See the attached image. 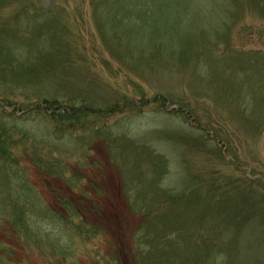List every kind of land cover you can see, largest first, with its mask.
<instances>
[{"label": "rangeland", "instance_id": "rangeland-1", "mask_svg": "<svg viewBox=\"0 0 264 264\" xmlns=\"http://www.w3.org/2000/svg\"><path fill=\"white\" fill-rule=\"evenodd\" d=\"M0 1V26L32 8L27 27L16 21L25 39L6 38L0 50L39 69L31 84L10 70L0 78L1 124L47 146L70 139L68 149L79 147L87 134L90 141L82 169L81 155L67 162L86 174L80 187L47 184L20 147L1 163L0 264H264V0ZM48 17L56 18L57 49L50 34L34 38ZM38 94L57 98L54 107L70 116L93 113L56 120L57 109L50 117L53 107L32 106ZM55 123L66 136H56ZM83 123L104 128L69 133ZM38 153L49 158L47 149ZM18 157L17 171L27 168L44 202L37 214L23 213L34 235L8 215L22 199L11 187L18 177L4 167ZM72 188L89 200L68 198ZM55 194L69 213L82 212L73 222H88V232L48 219L52 209L64 215ZM51 235L62 247L47 242Z\"/></svg>", "mask_w": 264, "mask_h": 264}, {"label": "trees", "instance_id": "trees-1", "mask_svg": "<svg viewBox=\"0 0 264 264\" xmlns=\"http://www.w3.org/2000/svg\"><path fill=\"white\" fill-rule=\"evenodd\" d=\"M5 4L3 1L1 2L0 1V6ZM127 5V8H132V11L131 12H134V9L136 11V13L133 14V16H137L138 18L140 17L142 20V15L137 12L136 10V7L137 5L136 4H126ZM31 7L29 5H26L24 8H23V11L21 12L22 14H24V16L21 17V14H19L16 18H15V22H13V25L12 26H8V24H5V25H1L0 26V46H1V41L3 43V46H4V41L6 38L10 39V40H15V41H20L21 39H25L22 34L20 33L19 31V26H17L16 24V21L18 20H22L23 21V25L21 26H24V27H27L28 26V20H30V17H27V13L28 12H31ZM26 13V15H25ZM32 13V12H31ZM132 15V14H131ZM33 17V14L32 16ZM35 18V17H34ZM37 19H40L39 17H37ZM54 22H56V18L55 17H48L46 19V21H43V22H39V24H37V26L34 28V38L36 39V42H38V38L40 37L41 38V35L42 34H45L47 37H48V34H50V36L48 37L50 39V43L51 44H48L52 46V48H56L57 49V45H58V40L56 38V32L55 29H54ZM143 26V25H142ZM141 26V27H142ZM141 27H137L136 31H138L139 29H141ZM127 36V34H126ZM4 40V41H3ZM53 44H56V47L53 45ZM146 52V51H145ZM145 52H142V53H145ZM16 65H18V67L21 68V71L22 73L21 74H17V70H16ZM13 71L15 73V76H21L23 77V79L28 82V84H31L32 81H34L35 79H37V73H39V69L38 68H35L34 64L33 66H31V64H22V63H19L15 58H8L5 57L3 55V52L0 50V78L4 76L5 80H7V75H8V72L6 73V71ZM6 82V81H5ZM12 84V83H10ZM62 100L64 99V97L61 98ZM37 101H34V103L32 102V106H38L40 104H43L45 106H49V107H53L52 110L50 111V115L47 114V116H52L53 115V109H57L58 111V107H54V106H58V103H59V100L57 98L55 99H49L45 96H43L42 94H38L37 98H36ZM39 110H41V108H39V106L37 107ZM44 110V109H43ZM60 114L59 117H56V116H53L52 118L55 117L56 120H61V119H64V118H67L68 120H72V121H76L80 118H82V116H85L87 113H93V110H90V109H77L74 113H73V116H70L69 113L67 111H65L64 109H60L58 111ZM47 113V112H45ZM55 113V112H54ZM79 121L76 122L75 125H79L80 123H78ZM55 126L56 128L54 129L55 133L57 134L56 136H60V137H63V136H66L67 134L64 132L65 129L62 127V126H57V124L55 123ZM81 127H84L83 129L80 128V127H76L74 128L73 130L71 129L69 133H73L75 131H79L81 132L82 134H84L85 132H97V134H99L98 132L100 130H102L104 127L103 126H98V127H93V126H89L87 129H85L87 126L83 123L81 124ZM47 129V128H45ZM16 129L14 127H11V126H4L3 124H1L0 122V166L3 165L1 163H4L6 164V160L9 159L12 161V158L15 156L13 155V148L17 149V148H21L25 154V156L28 158H34L35 160V163H37V168L41 171H43L46 175V181L47 184L49 182V180L51 178H53L55 180V182L58 184V185H61L64 187H68V186H78L80 187L81 185H77L78 183H80L81 181L84 180V178L86 179V175L85 173H82V171H79V167H82L84 166V163H85V159L89 156L90 154V150H89V145L88 143H90V141H87L86 140V137L87 135L81 137L78 141H79V147H74L73 145L68 149V145L72 143V140L70 139H66V141L64 142L63 140L62 141H58L55 143V140L54 141V145L52 146L51 144H48V147L47 145L43 144V143H46L43 141L42 142H38L36 140H34L33 138H36V136L34 135V137H32V140H29L27 139L26 137L28 136L29 133L27 132H24V133H18L16 135H14V131ZM105 130V129H104ZM106 131V130H105ZM106 133V132H105ZM110 133V132H109ZM110 135H112L110 133ZM16 137H19V139H15ZM106 137V140L107 138H109V134ZM124 137H128V136H124ZM95 139V138H93ZM30 141V148L29 149V145L27 146V141ZM67 141H69L70 143L68 144ZM49 143V142H47ZM81 143V144H80ZM83 148V150L80 149ZM87 148V149H86ZM49 152V158L48 157H44V156H40V154L38 153V151H43V150H46ZM116 149H110L111 152L115 151ZM29 151H31V154L28 155ZM43 154V153H41ZM77 155H81V159L80 158H77L78 162L76 163L77 164V167H78V171L81 172V174H79L77 171L73 172V169L69 167V165H71V163H67L69 160L68 159H74V157H76ZM84 155V156H83ZM36 158L38 160H36ZM17 161L19 162V157L17 159ZM9 162V165H6L4 168H6L5 170V173L6 176L8 175H13L14 177H18V184L16 185L15 182H11V187L12 189L18 191V193L20 194L21 196V199L20 202H19V205L17 207V210L14 209V211L11 213V214H8L9 216L12 215L15 219V221H17V225H20L22 226V230H25L24 232L27 233V231L31 234V235H34V231L32 230V227H33V224H31L30 221H32V218H28L27 216L23 215V213L28 212L31 216L32 214H37L38 213V210L41 209L43 206H44V202L43 200H41L40 196L37 195V193L35 191H32L31 189V186H30V183L28 182V178L26 175V173H24L25 171H27V168L26 167H22V170L21 172L20 171H17V166H20L22 165V162H24V160L22 162ZM26 164H29V165H32V163H30V161L28 160H25ZM8 164V163H7ZM69 168V169H68ZM80 169V170H81ZM40 171V172H41ZM100 179V172H97L94 176H93V181H91V185L92 188L95 189V191L99 190L98 189V186L96 185V182L97 180ZM76 184V185H75ZM79 189V188H78ZM59 191L61 192V190L59 189ZM79 191H82L81 189ZM128 192L130 191V189L127 190ZM54 192V191H53ZM58 192V193H60ZM61 194H55L54 196L56 197L55 200H56V203L55 204H58V206H60L61 204H64V208H61L63 209L64 211V215L62 214V217L59 216V209H52L54 210V213L52 212H49V213H52L50 214V217L48 219L51 218L54 219V220H57L59 222H63L64 225H67L66 227H68L70 225L71 229H73V226H72V223L74 224V216L77 217V218H81V214L82 212L78 209L74 210L72 209L71 212L69 213L67 211V207L65 206V203L62 202V198L60 197ZM25 196H29L30 198L32 197H35L37 198L38 200V205L36 206H32L31 204H29L26 199H25ZM91 196V193L89 192H77L74 190V188H72V192L69 193L67 195L68 198L72 199V198H81L82 200L84 199H87L89 200ZM65 199V196L63 197ZM67 198V200H68ZM131 205V204H130ZM133 205H136V204H132V208L131 210L135 211ZM62 206V205H61ZM139 207V206H138ZM140 207H143V206H140ZM49 209V208H48ZM59 210V211H58ZM74 210V211H73ZM44 211V210H43ZM56 211V212H55ZM141 212H139L138 214H140V217L141 218V228L144 227L143 226V221H144V217L146 214V210H140ZM76 213V214H75ZM30 220V221H29ZM49 222V221H48ZM50 223V222H49ZM82 226L77 223V224H74L76 225L77 229H80V228H86L87 229V232L88 230L90 229V224L86 221H83L81 222ZM16 225V224H15ZM80 226V227H78ZM70 229V231H71ZM86 229H82L80 231H78V236L80 237L81 235L84 236L83 234L84 233H87L86 232ZM144 229V228H142ZM83 233V234H80V233ZM38 233H46V232H38ZM38 233H36L35 236L38 235ZM74 235H77V234H74ZM50 237L54 238V239H51ZM56 237H59L58 235L54 236V235H51L49 236L50 240L51 241H47L49 242V244H52L53 248L54 247H58V246H61L62 247V244H59L57 243L56 244ZM46 240H49L48 238ZM64 247V246H63ZM68 247V246H66ZM64 247V248H66Z\"/></svg>", "mask_w": 264, "mask_h": 264}]
</instances>
